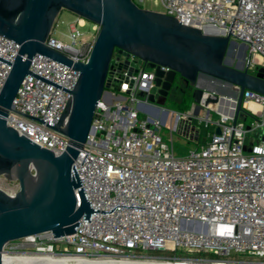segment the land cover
Wrapping results in <instances>:
<instances>
[{
	"label": "built area",
	"instance_id": "obj_1",
	"mask_svg": "<svg viewBox=\"0 0 264 264\" xmlns=\"http://www.w3.org/2000/svg\"><path fill=\"white\" fill-rule=\"evenodd\" d=\"M134 1L141 7L145 3ZM161 1L163 12L183 24L230 33L246 46L252 65L264 66V0ZM86 25L77 15L69 23L68 40L52 31L46 43L74 61H87L100 26L82 30ZM19 49V43L0 34V90ZM113 58L110 87L73 164L92 214L70 234L43 232L20 244L11 240L5 251L19 253L29 243L35 249L24 252L31 256L49 252L59 258V248L71 262L86 264H264V95L246 91L247 111L236 121L218 104H206L212 96L208 91L199 106L194 102L191 108L173 110L149 99L151 93L159 95L158 69L165 80L169 66L138 63L131 54L123 67L126 55ZM30 70L7 124L61 154L69 139L49 124L61 117L79 71L40 53L31 59ZM178 80L179 74L176 85ZM250 101L261 109L248 106ZM168 123L171 142L161 133ZM186 123L200 128L198 146L177 155L173 131ZM202 129L206 138L200 137Z\"/></svg>",
	"mask_w": 264,
	"mask_h": 264
},
{
	"label": "water",
	"instance_id": "obj_2",
	"mask_svg": "<svg viewBox=\"0 0 264 264\" xmlns=\"http://www.w3.org/2000/svg\"><path fill=\"white\" fill-rule=\"evenodd\" d=\"M63 10L100 26L87 61H74L46 43ZM0 34L20 44L0 90V175L19 182L15 194L0 187V264L7 242L43 232L61 237L74 232L79 220L92 214L73 164L93 129L98 103L105 100L110 87L115 53L126 55L123 67L129 65L132 54L138 57V63L171 68L165 80L158 69L159 95L149 94L151 101L162 105L176 86L177 74L193 87L192 97L198 106L208 89L212 96L206 104L231 103L235 121L246 107V91L264 95V66L256 73L250 72V56L245 68L229 62L228 54L236 44L230 33L223 35L217 30L204 31L183 24L174 16L141 7L134 0H0ZM242 48L246 46L242 44ZM38 53L79 71L76 85L67 90L70 97L61 117L49 124L69 139L61 154L19 134L6 120L22 81L33 74L31 59ZM200 131L195 124L180 125V132L191 138L196 139L193 133L198 135ZM220 132L218 127L216 133Z\"/></svg>",
	"mask_w": 264,
	"mask_h": 264
},
{
	"label": "rangeland",
	"instance_id": "obj_3",
	"mask_svg": "<svg viewBox=\"0 0 264 264\" xmlns=\"http://www.w3.org/2000/svg\"><path fill=\"white\" fill-rule=\"evenodd\" d=\"M142 6L144 8L161 11V12H163L164 10L161 0H145V3H143ZM76 16H77L76 14L68 10H63L58 16V20L56 22L53 33L56 36H59V37L64 38L65 40H68L69 39L68 38L69 23L73 21L76 18ZM93 23L94 22L87 20V25L83 27L82 30L84 31L91 30ZM233 40H235L236 44L232 45L230 52L228 54V60L233 66H239V67L245 68L246 62H247V55H246L247 50L246 48L245 49L242 48V41L238 39H233ZM179 82H181V80H178L177 84H179ZM230 88L233 90V86H230ZM154 91H156V89H154ZM206 91L209 92L208 89H206ZM224 93L226 94L227 92H224ZM194 102L195 101L192 96L191 97L189 96L187 99L181 102V99L179 97V92L172 90L164 105L169 109L184 110L188 107L191 108ZM251 121H252V118L248 117L247 124H250ZM161 133L163 135V138L166 141L171 142L169 123L163 126ZM101 134L102 133H100V135ZM173 143H174L175 151L177 155H186L191 149L198 146V142L194 138L184 135L182 132H180L179 129L173 131ZM0 187L8 192H14L18 189L19 182L16 180L7 179L5 176L0 175ZM23 242L25 241H23V239L21 238V239H16L13 244H20ZM25 246H27V248L20 250L22 253L26 249H30V250L35 249L33 245L29 243H25ZM20 251L19 253H21ZM22 253L18 256V258L24 257V254ZM24 253L26 254V251ZM14 254H17V253H14Z\"/></svg>",
	"mask_w": 264,
	"mask_h": 264
},
{
	"label": "bare ground",
	"instance_id": "obj_4",
	"mask_svg": "<svg viewBox=\"0 0 264 264\" xmlns=\"http://www.w3.org/2000/svg\"><path fill=\"white\" fill-rule=\"evenodd\" d=\"M227 105V104H226ZM248 106H250L251 108L255 109V110H260L261 109V105L250 101L247 103ZM225 105L224 104H220L218 103L217 108L218 110H220L221 112L224 111L222 110L223 107ZM32 236V235H30ZM28 237V236H27ZM21 253H17V254H10L7 253L5 251V247L3 250V264H86L84 262H71L69 258H67L66 256L64 258H55L52 255H50L49 252H43V254H39V256H31L28 253H22L24 254V257H20L18 258V256ZM101 264H106V263H101ZM169 264V263H167Z\"/></svg>",
	"mask_w": 264,
	"mask_h": 264
},
{
	"label": "flooded vegetation",
	"instance_id": "obj_5",
	"mask_svg": "<svg viewBox=\"0 0 264 264\" xmlns=\"http://www.w3.org/2000/svg\"><path fill=\"white\" fill-rule=\"evenodd\" d=\"M245 67H247V63H246V66ZM259 67L260 66L252 65L251 64V65H249L248 69L252 73H256L258 71ZM173 90L179 92V97H180L181 101H184L185 98H186V96L189 93H192L193 87L191 85L187 84L186 82H184V81L181 80V82H179V84H177ZM59 253H60L59 248H57V251H56V254L55 255L57 257H59V258H61V257L64 258L65 257V255L59 254Z\"/></svg>",
	"mask_w": 264,
	"mask_h": 264
},
{
	"label": "crops",
	"instance_id": "obj_6",
	"mask_svg": "<svg viewBox=\"0 0 264 264\" xmlns=\"http://www.w3.org/2000/svg\"><path fill=\"white\" fill-rule=\"evenodd\" d=\"M227 104V105H226ZM224 107H223V109L222 110H224L225 112H228L229 114H231L232 113V109H233V106H232V104L231 103H227V102H225L224 103ZM206 130L205 129H202V132H201V134H200V137H203V138H206ZM195 136H197V135H194V137ZM199 137V138H200ZM195 139V138H194ZM196 140V139H195Z\"/></svg>",
	"mask_w": 264,
	"mask_h": 264
},
{
	"label": "trees",
	"instance_id": "obj_7",
	"mask_svg": "<svg viewBox=\"0 0 264 264\" xmlns=\"http://www.w3.org/2000/svg\"><path fill=\"white\" fill-rule=\"evenodd\" d=\"M244 111H247V110H245V108L243 109Z\"/></svg>",
	"mask_w": 264,
	"mask_h": 264
}]
</instances>
